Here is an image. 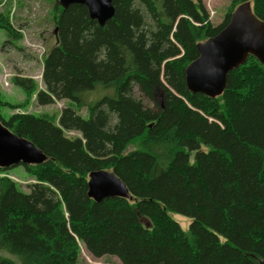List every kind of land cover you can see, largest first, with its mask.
Listing matches in <instances>:
<instances>
[{"label": "trees", "instance_id": "16d2710c", "mask_svg": "<svg viewBox=\"0 0 264 264\" xmlns=\"http://www.w3.org/2000/svg\"><path fill=\"white\" fill-rule=\"evenodd\" d=\"M245 2L264 21V0H233L217 26L201 0H113L116 14L101 27L86 6L56 1L61 43L46 58L44 80L71 102L60 125L83 140L66 138L47 114L0 113L5 127L47 156L23 166L39 182L30 196L0 177V251L20 264H80L81 239L93 257L121 264L264 261V65L250 56L214 99L192 94L185 73L197 45ZM0 29L22 38L2 14ZM13 83L26 100L11 105L0 94V110L25 108L38 87L25 77ZM97 89V100L86 97ZM83 108L88 118L77 115ZM94 171L114 173L128 198H89ZM171 214L191 218L190 231ZM0 264L18 263L0 255Z\"/></svg>", "mask_w": 264, "mask_h": 264}, {"label": "rangeland", "instance_id": "374dc122", "mask_svg": "<svg viewBox=\"0 0 264 264\" xmlns=\"http://www.w3.org/2000/svg\"><path fill=\"white\" fill-rule=\"evenodd\" d=\"M56 1L57 0H0V14L8 17L10 24L16 32L22 36L21 39H13L5 30L0 29V94L2 95V99L9 102L11 105H18L26 100L24 91L13 83L15 77L31 78L36 81L38 85L37 91L32 96L28 106L16 111L3 108L0 110V113L5 118H9L11 115L17 113L35 115L47 114L55 117L54 124L63 131L66 138H79L83 140L78 131L66 130L60 125L62 114L67 108H70L71 102L66 99L57 98V96L48 89L44 80L46 58L55 47L61 43L59 28L54 17V14H56ZM201 1L208 14L209 22L214 26L222 23L233 2V0ZM40 93L47 95L51 102L43 104L39 97ZM135 94L137 98L143 97L138 88L135 89ZM100 95L103 94L100 89H97L86 97L95 101ZM145 102L149 104V101L146 99ZM76 113L82 118L89 117L87 108L77 110ZM5 175H8L15 182L17 189L25 196H30L33 191L32 187L39 184L35 178H32L24 170L23 166L14 167L6 173L0 172V177ZM52 190L57 194L59 200L64 201L58 191L54 188H52ZM171 216L183 231H190V226L193 222L191 218L179 214H171ZM144 219L146 221H144ZM141 223H143L145 227V224H148V228L152 226L147 218H143ZM79 242L81 246L80 264H121L117 257H93L87 251L81 239H79ZM0 255L20 264L18 258L12 254L0 251Z\"/></svg>", "mask_w": 264, "mask_h": 264}, {"label": "water", "instance_id": "95a60500", "mask_svg": "<svg viewBox=\"0 0 264 264\" xmlns=\"http://www.w3.org/2000/svg\"><path fill=\"white\" fill-rule=\"evenodd\" d=\"M63 9L86 6L90 18L101 27L116 14L113 0H58ZM199 57L186 69V85L192 94L218 98L227 88L230 72L245 65L249 57L264 65V21L253 12L251 2L239 5L229 23L214 37L197 45ZM47 156L31 141L19 137L0 121V169L42 165ZM88 196L96 202L128 198L126 185L114 174L94 171L88 182ZM149 226V225H147ZM264 264V261L261 263Z\"/></svg>", "mask_w": 264, "mask_h": 264}, {"label": "bare ground", "instance_id": "6f19581e", "mask_svg": "<svg viewBox=\"0 0 264 264\" xmlns=\"http://www.w3.org/2000/svg\"><path fill=\"white\" fill-rule=\"evenodd\" d=\"M89 12V11H88ZM90 16V15H89ZM89 197V196H88ZM111 199V198H110ZM96 202V201H95ZM141 221H143V219L141 220ZM144 221H146L145 219H144ZM148 225V224H147Z\"/></svg>", "mask_w": 264, "mask_h": 264}]
</instances>
